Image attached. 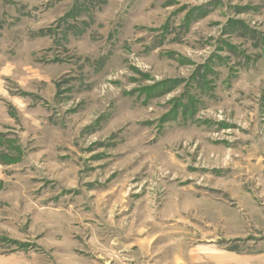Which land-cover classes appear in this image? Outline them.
I'll return each instance as SVG.
<instances>
[{
  "label": "rangeland",
  "instance_id": "1",
  "mask_svg": "<svg viewBox=\"0 0 264 264\" xmlns=\"http://www.w3.org/2000/svg\"><path fill=\"white\" fill-rule=\"evenodd\" d=\"M0 264H264V0H0Z\"/></svg>",
  "mask_w": 264,
  "mask_h": 264
},
{
  "label": "crops",
  "instance_id": "2",
  "mask_svg": "<svg viewBox=\"0 0 264 264\" xmlns=\"http://www.w3.org/2000/svg\"><path fill=\"white\" fill-rule=\"evenodd\" d=\"M204 260H206V258H204V259L201 258V259H199L198 261H199V262H202V261H204Z\"/></svg>",
  "mask_w": 264,
  "mask_h": 264
}]
</instances>
